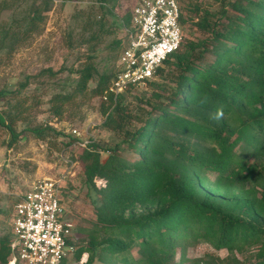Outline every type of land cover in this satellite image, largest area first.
Wrapping results in <instances>:
<instances>
[{"label":"trees","instance_id":"obj_1","mask_svg":"<svg viewBox=\"0 0 264 264\" xmlns=\"http://www.w3.org/2000/svg\"><path fill=\"white\" fill-rule=\"evenodd\" d=\"M99 1L110 5L113 0ZM232 7L234 13L223 14L227 21L219 24L196 5L198 26L209 35L183 43L157 68L147 83L152 93L141 98L149 109L137 115L126 110L123 99L134 86L114 99L109 89L117 68L100 75L91 89L106 97L105 128L124 130L132 118L142 122L126 131L129 148L140 157L129 161L117 146L103 162L97 143L81 153L86 181L95 187L99 176L107 185L97 189L98 222L81 230L84 242L76 260L88 253L85 264H179L178 241L193 240L227 250L232 264H241L237 254L248 250L250 264H264V0H237ZM130 15L124 16L127 23ZM41 18L36 6L24 25L0 22V46L13 51L26 38L20 35L35 31ZM100 19L96 24L105 28ZM77 72V89L58 95L60 106L88 90L96 68L88 62ZM220 109L223 116L215 119ZM249 180L257 188L248 201L208 190ZM10 239L0 240L1 264L12 255ZM136 246L139 258L131 252Z\"/></svg>","mask_w":264,"mask_h":264},{"label":"rangeland","instance_id":"obj_2","mask_svg":"<svg viewBox=\"0 0 264 264\" xmlns=\"http://www.w3.org/2000/svg\"><path fill=\"white\" fill-rule=\"evenodd\" d=\"M4 1L7 2L5 7ZM236 1L180 0L183 43L198 41L209 35L198 26L200 16L197 15L196 5L203 12L211 14L212 22L222 24L227 21L223 14L234 13L232 6ZM98 2L0 0V22L14 27L24 25L33 7L38 6L42 10V18L35 31L23 32L20 37L26 38L13 51L0 46V116L4 119L0 120V240L13 235L15 205L22 195L39 179L53 177L67 169L59 157L62 152L70 157L76 155L79 160L72 170L73 174L67 178L62 201L67 221L73 224V238L77 247L84 242L81 230L91 228L98 222L97 212L102 198L97 189L104 188L107 180L97 176L95 187L86 181L81 152L69 148L72 128L77 127L85 135V131L95 135L103 162L117 146L122 157L129 161H136L140 157L133 148H129L126 131L142 125V122L132 118L131 125L124 130L105 128L106 116L102 114L105 98L95 96L91 91L98 85L100 75L117 68L123 48L118 41L123 43L125 37L122 20L132 11L136 0H113L108 8H102ZM106 9H111L110 13ZM100 16L105 25L102 29L96 24L101 20ZM23 28L25 26L20 29ZM88 62L96 68L94 79L88 83V90L60 106L57 96L76 91L77 70L84 68ZM144 93H152L148 84L127 91L124 105L132 115L150 108L141 103ZM9 126L15 129V136L11 134ZM40 135H44V138ZM241 146L246 148L247 145ZM247 157L253 158L251 155ZM211 178L214 180L215 176ZM205 183L208 184L209 179ZM256 188V182L249 180L239 186L222 185L209 187L208 190L221 195L226 193L229 199V193H234L242 201H248L256 194ZM138 249L136 246L131 251L135 258L140 257ZM251 254L252 250H248L237 256L241 264H250L253 259ZM231 257L227 250H216L210 243L193 240L177 243L179 264H232ZM87 260L88 253H84L80 260H76L73 254L63 264H85ZM95 264L103 263L96 261Z\"/></svg>","mask_w":264,"mask_h":264},{"label":"built area","instance_id":"obj_3","mask_svg":"<svg viewBox=\"0 0 264 264\" xmlns=\"http://www.w3.org/2000/svg\"><path fill=\"white\" fill-rule=\"evenodd\" d=\"M98 5L108 6L104 1ZM130 13L128 23L124 17L122 20L123 48L109 89L115 100L133 86L147 85L157 68L184 42L180 0H136ZM85 133L72 128L69 148L82 153L96 144L95 135ZM59 157L67 169L39 179L15 205L8 264H63L77 249L73 224L67 221L62 201L67 178L79 160L63 152Z\"/></svg>","mask_w":264,"mask_h":264},{"label":"clouds","instance_id":"obj_4","mask_svg":"<svg viewBox=\"0 0 264 264\" xmlns=\"http://www.w3.org/2000/svg\"><path fill=\"white\" fill-rule=\"evenodd\" d=\"M222 116H223V110L220 109V110H218L217 113L214 115V118H215V119H219V118H221Z\"/></svg>","mask_w":264,"mask_h":264}]
</instances>
